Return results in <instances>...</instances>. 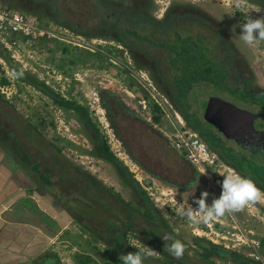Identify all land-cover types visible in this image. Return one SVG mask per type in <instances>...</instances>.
<instances>
[{
	"label": "rangeland",
	"instance_id": "1",
	"mask_svg": "<svg viewBox=\"0 0 264 264\" xmlns=\"http://www.w3.org/2000/svg\"><path fill=\"white\" fill-rule=\"evenodd\" d=\"M90 1L0 0L6 10L29 18L44 31L41 36L0 31V146L7 147L6 162L8 159L19 167L12 166L14 174L27 176L30 170L33 185H40L47 177L45 184L53 191L48 189V195L68 213L70 232L52 244L56 256L62 254L68 260L90 257L85 264H121V255L132 248H143L146 244L142 236L124 226L130 208L143 209L135 182L146 191L170 230L191 246L196 236L191 229L202 230L206 224H193L165 203H188L196 208L195 199L207 191L206 203L210 205L221 193L222 175L238 171L227 162L234 160L223 138L219 148L223 165L204 173L175 148L173 141L182 131L195 130L172 102L177 90L184 89L177 78L174 81L173 69L183 67L182 72L177 70L183 76L188 67L211 68L216 74L215 86L206 87L200 81L193 90L221 92L222 85H236L233 79L228 81L230 74L213 54L215 49L222 53L226 48L241 57L236 60L238 81L247 82L249 72V85L264 91V41L246 45L239 27L249 15L253 19L264 16V11H252L255 7L264 10V0H247L242 9L230 6L229 0H103L102 18L95 13L94 1ZM125 13L142 17L146 25L156 27L149 31L139 28V35L122 43L118 27L108 17L115 19ZM168 23L173 26L170 30L178 25L176 28L188 32L192 40L176 43L168 50L147 41V35L163 39V27ZM213 29L223 37L221 46L213 39ZM14 69L18 70L16 74ZM42 84L52 92L44 93ZM56 94L70 101L72 108L56 102ZM231 95L238 107L259 113L251 107L255 96L248 98L239 91ZM203 96L191 107L199 116L203 113ZM260 98L264 100V96ZM254 100L261 101L257 97ZM140 101H145V109ZM98 134L116 157L114 161H107L97 152ZM249 160L240 162L245 173L253 172L264 179V159L255 154ZM33 164L36 170L31 168ZM194 178L198 179V187L192 194L189 183ZM25 191L31 192L32 187ZM219 222L215 226L229 237L227 231L239 234L244 230L262 244L264 199L219 218ZM198 237L207 239L204 235ZM74 243L78 247L72 250ZM234 251L246 257L252 252L249 247ZM260 254L262 257L255 261L264 264L263 247ZM188 256L192 257L191 264H202L196 252ZM211 259L217 264H235L216 256Z\"/></svg>",
	"mask_w": 264,
	"mask_h": 264
},
{
	"label": "trees",
	"instance_id": "2",
	"mask_svg": "<svg viewBox=\"0 0 264 264\" xmlns=\"http://www.w3.org/2000/svg\"><path fill=\"white\" fill-rule=\"evenodd\" d=\"M91 1H94L95 3V7H96L95 13H97V15H99L102 18V14L104 13V12L101 13V8L103 7V3H104L103 0H91ZM103 18H107V16H105L104 14ZM108 18L110 19V21H112L113 24L115 23L114 24L115 26L118 27V32L120 34V41L122 43H126V40H128V37H134L136 35H139V33L137 32L139 28L147 29V31H149V29H154L156 27L155 25H146V23L143 22L142 17H136V15L132 16L127 13L119 14L115 19L112 17L111 18L108 17ZM126 24H129L130 26L124 28ZM177 26L178 25H176V27ZM176 27L173 30H170L173 28V26H172V23L171 24L168 23V25H166V28L163 27V30H164L162 34L163 39L159 38L158 36L153 37L152 35H147L148 36L147 41H149L152 45L156 47L168 50V48H171L176 43H182L186 40L188 41L192 40L191 38L192 36L189 35L188 32H181V27L180 29ZM164 34L166 35L164 36ZM200 34L202 35L203 33L200 32ZM132 45L135 46L134 43H132ZM169 61H170V58H169ZM203 67L202 66H193L191 68L188 67L187 71L185 73L183 72V76H181L180 73H177V70H180V72H182V70L184 69L183 67L176 69V70L173 69L174 81L177 78L176 82L184 86V89L177 90L175 97L172 98V102L175 108L183 116L187 125L192 127L195 130V132L199 135V137H201L202 140H204L207 143L210 149L214 151L217 150L219 152L220 150L219 148H222L221 138H224V137L215 128V126L211 124V122H209L208 119H206L205 111H206V108L211 98H215V97L220 98L219 97L220 91H217V92L211 91L210 93L205 92L206 93L205 94L204 92H199V91L195 92L193 90L194 88H196L195 85H198V83L199 84L201 83L200 81L205 82L206 87L215 86L214 81L216 80V74L213 75L214 72L212 71L211 68L204 70ZM16 72H18V70L14 69L15 74ZM1 82L5 83L6 79H2ZM41 86H42L41 90L44 93L52 92L46 85L42 84ZM201 86H197V88L200 89ZM227 88H223V85L221 86V90L223 89V90L228 91L229 89H231L229 86H227ZM237 91H241V90H237ZM214 93L218 95H215ZM200 95H204L203 100H202L204 101L203 102V113L201 116L198 115L197 111L191 109V107L194 104H198L199 103L198 101L202 99V98H199ZM209 96L210 98H207ZM55 99H56L55 101L58 102L64 108H72V103L64 99L60 95L56 94ZM74 109H79V108L75 107ZM209 125L210 127L212 125L216 130L215 129L211 130L212 127L210 128ZM98 136L100 140L96 144L97 152L101 154L102 157L105 158L107 161H114L116 157L110 151L106 141H104L103 139V136L99 134ZM216 144L218 145L221 144V145L217 146ZM256 147L257 146H253L252 149H247V148L240 146V149H238L235 152L233 150L228 151L232 159L234 160V162L229 159L228 161L227 160L226 161L228 162V164H231L234 168H236L238 173H240L242 176L246 178L253 180L254 183L261 190L264 191V179L262 177L257 176V174L253 172H251L250 175L246 174L245 170L243 169V166L240 163L241 161L250 162L249 157L250 156L254 157V155L257 154V153H252V152L257 151L258 149H260L261 153L264 154L263 148L261 147H258V149L254 151ZM257 157L264 159L263 156H259L258 154H257ZM263 167H264V164H263ZM34 170H36L35 166H34ZM42 178H44V176H42ZM44 181L48 183L47 179ZM135 184H136V189L140 191L141 197L143 199V202L141 203L143 206V209L141 210L138 208L137 209L130 208V212H128L127 215H125L126 217L124 220L125 221L124 226H126L127 229H131L132 231L136 232L138 235L142 236V240L146 244L145 246L152 248L153 250H156L157 252H159L157 256L146 258L144 260V264H191L190 260H192V257L188 256L190 252L192 253L196 252L200 258L199 262L202 264H217L213 259H211V257L213 256H216L218 259H221L224 261L232 260L234 261L235 264H261L260 262H257L240 253L226 249L220 245L214 244L211 241H208L207 239L203 237L195 236L192 239L191 246H196L197 248L200 249V251H198L197 249H194L189 244L184 242L181 238L176 236L174 232L170 230V227H168L166 220L161 219L159 213L155 209V206L153 202L151 201L150 197L147 195L146 191L143 190L137 182H135ZM165 235H170L173 237L174 240L178 239L182 243H184L185 253L183 255V258L179 259V262L176 261L174 258H172V255L170 257H165V254H170L167 251L165 244H170L172 242V241L165 242L162 239ZM114 238L116 237H113L112 239ZM117 242L119 243V241ZM262 244H264V240H262ZM123 249L126 251L125 248ZM138 250L140 249L132 248V250L130 249V252H136Z\"/></svg>",
	"mask_w": 264,
	"mask_h": 264
},
{
	"label": "crops",
	"instance_id": "3",
	"mask_svg": "<svg viewBox=\"0 0 264 264\" xmlns=\"http://www.w3.org/2000/svg\"><path fill=\"white\" fill-rule=\"evenodd\" d=\"M4 150L7 151V147L0 146V264L88 262L90 257L87 256L70 259V262L68 257L64 258L62 254L56 256L53 253V241L70 232V217L63 208H59V203L54 204L53 197L47 193L50 188L45 184L46 181L33 185L30 170L26 171L27 176L12 172L13 167H19L13 166L8 159L7 164ZM34 166L35 164L31 168L34 169ZM31 187V192L25 191ZM48 192L53 191L51 189ZM75 246L78 247L77 243L72 244L70 249H76Z\"/></svg>",
	"mask_w": 264,
	"mask_h": 264
},
{
	"label": "clouds",
	"instance_id": "4",
	"mask_svg": "<svg viewBox=\"0 0 264 264\" xmlns=\"http://www.w3.org/2000/svg\"><path fill=\"white\" fill-rule=\"evenodd\" d=\"M246 3L247 0H229L230 6H233L236 9H242ZM252 11L260 13L264 10L259 7H255L254 9H252ZM239 27L241 28V39L246 45L254 46L258 45L261 41H264V16L253 19L249 15L247 21L240 24ZM22 74V72L19 73V75ZM220 155V159L222 158L223 160V157ZM222 176L224 177V179L221 182V187L219 186L221 188V193L218 198H214L212 200V203L210 205L206 203L207 197L209 196V193L207 191H202L200 194V198L195 199L194 203L197 205L196 208H193L188 203H178V205H176L175 203L172 205H168L170 203H165V205L171 208L170 210H173L176 214H179V216H181L182 218L191 221L193 224H208L232 213L242 211L246 206L255 204L256 202L264 199V192H262L261 189L257 187L253 180L242 177L234 170H230ZM152 183H154V181H152ZM197 187L198 179L194 178V180L190 181L189 183V189L191 190L192 194L195 193ZM173 207H176L177 209L179 208V211H175ZM191 230L193 233V229ZM194 235L200 236L197 234ZM162 239L165 242L172 241L170 244H165V247L175 259L179 260L183 258V255L185 253L184 243H182L178 239L174 240L170 235H165ZM158 254L159 252L147 246H144L136 252H129L126 255H121L119 259L121 261V264H144V260L146 258L154 257Z\"/></svg>",
	"mask_w": 264,
	"mask_h": 264
},
{
	"label": "built area",
	"instance_id": "5",
	"mask_svg": "<svg viewBox=\"0 0 264 264\" xmlns=\"http://www.w3.org/2000/svg\"><path fill=\"white\" fill-rule=\"evenodd\" d=\"M5 30H11L14 32H20L21 34L29 35L30 33L38 34L39 36L44 34V31H40L33 21L29 18L16 13L9 12L0 3V31L1 34H5ZM145 101H140L143 109L146 108ZM173 141V140H172ZM175 148L185 157V159L192 165L197 167L201 172L209 171L211 169L217 170L223 164L222 161L214 150L210 149L209 146L201 140L196 132L191 130H184L177 136L176 140L173 141ZM219 219L215 220L214 223L206 224L204 229L193 228V233L197 235H204L214 244H219L224 248L237 251L243 247L251 248L252 252H249L247 256L259 260L261 256L260 249L262 246L261 242L255 237H248V234L244 230H239L242 233L237 234L236 232H229L230 237L223 233L220 228L215 226ZM221 225L222 223L219 222ZM253 236V235H252ZM264 260V258H263Z\"/></svg>",
	"mask_w": 264,
	"mask_h": 264
},
{
	"label": "water",
	"instance_id": "6",
	"mask_svg": "<svg viewBox=\"0 0 264 264\" xmlns=\"http://www.w3.org/2000/svg\"><path fill=\"white\" fill-rule=\"evenodd\" d=\"M218 106L220 112L214 115L211 106ZM205 117L226 138L239 146L252 149L261 147L264 151V114H253L221 98H211Z\"/></svg>",
	"mask_w": 264,
	"mask_h": 264
},
{
	"label": "flooded vegetation",
	"instance_id": "7",
	"mask_svg": "<svg viewBox=\"0 0 264 264\" xmlns=\"http://www.w3.org/2000/svg\"><path fill=\"white\" fill-rule=\"evenodd\" d=\"M213 32H214V38H213L214 41H217L218 44H219V46H221L220 41H222L223 37L220 35V33L218 32V30L215 31V29H213ZM213 32H211V34ZM209 48L211 49L210 46H209ZM213 54H214V57H215L216 62L218 64H220V67H224L225 70H226V73L227 74H230L231 77L230 76L228 77V75H227L228 81H229V79H230V81L233 79L236 82V85H232L231 84V89H229L228 91H226V90L221 91L219 93L220 94L219 97L222 100L226 99L227 102H230L233 105H235V106L238 107V104L235 101L232 102L231 99H233V96L231 94H234L235 92H237V90H241L239 92L244 93V95H249L248 98L255 96V98L257 97L258 99L261 100V101H259V100L257 101V100H254L255 98H253L252 101H250L251 102V107L254 110H256V111L259 112V113H255V114H264V107L262 106V104L264 105V100L260 98V97H263L264 96V91L263 90H259V89L257 90L254 87H251L249 85V83H250L249 82L250 81L249 78L251 79V74H249V72H247V74H248L247 82L246 81H241V82L238 81V76H237L235 70L237 69V67H236V60H237V58H241L240 55H239V53L235 52V54H233L232 51H227V49L225 48L224 50H222V53L220 51H218V49H215V52ZM248 71H251V70L249 69ZM215 95H218V94H215ZM210 96H212V95H210ZM209 97H207V98H209ZM226 97H228L229 99H227ZM239 108H241V107L239 106ZM211 112L214 115H217V114H219L220 110H219L218 106L216 107V106H213L212 105L211 106ZM211 127H210L211 130L212 129H215L212 125H211ZM221 135L224 137L223 139L226 141V144H224V147L225 148L229 149L230 151L233 150L234 152L237 151L238 149H240V146H238V144L234 140H231V139L226 138L223 134H221ZM227 142L231 143L232 145L227 144ZM257 149H258V147H256L254 149V151L257 150ZM252 153H257L259 156H263L264 157V154L261 153V150L260 149H258L255 152H252ZM220 154L223 157L222 153H220ZM155 177H159V176L156 175Z\"/></svg>",
	"mask_w": 264,
	"mask_h": 264
}]
</instances>
